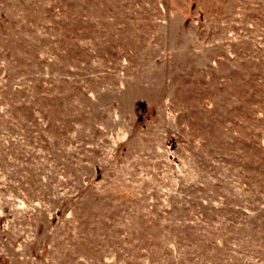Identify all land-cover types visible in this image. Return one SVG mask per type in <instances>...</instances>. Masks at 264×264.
<instances>
[{"label": "rangeland", "instance_id": "rangeland-1", "mask_svg": "<svg viewBox=\"0 0 264 264\" xmlns=\"http://www.w3.org/2000/svg\"><path fill=\"white\" fill-rule=\"evenodd\" d=\"M0 264H264V0H0Z\"/></svg>", "mask_w": 264, "mask_h": 264}]
</instances>
